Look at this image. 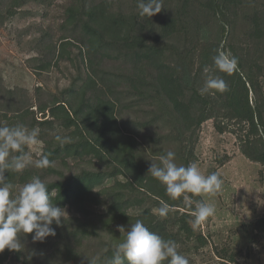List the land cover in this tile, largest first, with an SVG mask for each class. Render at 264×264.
I'll return each mask as SVG.
<instances>
[{
    "label": "trees",
    "instance_id": "trees-1",
    "mask_svg": "<svg viewBox=\"0 0 264 264\" xmlns=\"http://www.w3.org/2000/svg\"><path fill=\"white\" fill-rule=\"evenodd\" d=\"M192 1L178 0L180 5L175 6V16L164 14L151 18L127 16L114 11L113 6L107 2L87 5L85 0H73L66 9V22L75 20L74 23H77L80 19L84 21V47L93 76H87V80L79 88L67 90L63 99L56 98L48 105L38 108L44 117L49 113L51 118L39 123L40 126L59 123L60 128L67 133L65 136L73 139L72 143L63 147L59 144L53 146L45 140L47 146L43 154H50L51 161L62 164H66V160L70 158L96 159L113 167L114 171L107 176L101 172L85 170L79 176L48 183L47 186L53 203L62 208H74L85 217L90 215L88 203L109 202L107 213L97 220V230L115 233L111 227L123 225L127 228L130 222L140 219L150 231L162 236L166 234V224L154 214L153 207L159 208L160 202L165 201L170 206L168 215L174 212L180 214L181 210H186L179 216L182 223L180 231L186 235L185 242L191 241L194 231L187 219L191 217L192 210L185 209L182 198L171 200L166 193V186L148 175V170L151 160L159 163V157L166 155L168 150L175 152L177 165L187 166L192 163L199 139L198 131L207 121H214L219 133H234L240 142L242 153L249 160L264 166V64L257 57L264 44L263 12L255 9L246 15L242 14L245 13L244 7L254 0H207L205 8L202 7L214 18L224 19L219 20L222 22L219 34L226 41L235 37L239 19L252 25L248 32L243 31L240 35L245 37V46L241 43L235 47L231 42L226 46L228 41H224L223 47L238 59V70L227 75L219 72L213 62L218 50L226 51L225 48L221 50V41L215 44L208 40L202 41L201 38L199 47L187 46L182 49L172 44L176 36L189 37L200 33V21L194 17ZM112 47L118 53L117 60H125L123 76L120 75L119 80L107 78L108 81L105 82L95 66H101L112 58ZM205 67L208 68L207 75L219 76L225 80L227 91L200 94L199 90L206 78L203 71ZM96 77L107 87L117 83V88L128 87L129 92L121 97L113 91L108 92L105 98L97 93L93 97L89 96L90 92H97L101 88L97 85ZM150 84L155 87L154 95L149 94ZM151 98L157 99L159 103L161 101L163 108L149 111L150 107L155 110L150 103ZM125 99H130L131 102L125 104ZM120 105L124 111L138 109L143 112L146 108L147 112L143 113L146 112L149 116V122L139 119L140 123L138 121L137 127L131 132L124 121L119 122L116 118ZM31 111L33 112L28 108L27 112L32 113ZM21 115L17 112L11 118L0 109V122L2 126H7L5 123L19 119L23 125L25 117H20ZM163 119L170 120L167 128L159 125ZM153 129L155 132L152 135H156L154 137L158 139L155 144L162 147L160 152L151 147L152 155L158 159L151 158L140 145L146 131ZM47 169L50 172L57 171L54 167ZM27 172L28 170L22 174L5 172V176L14 185L22 186L33 176L32 172ZM120 176L123 181L118 180ZM107 177L116 179L114 187L96 191ZM199 199L202 198L197 197ZM147 200L156 204L148 207ZM85 226L78 228L82 235L89 234V229ZM261 230L264 233V226ZM120 234L121 237L124 235ZM162 237L175 240L178 246L182 242L180 235ZM115 239L112 236L113 245L119 242ZM120 239L122 241L123 238ZM200 240L203 238L200 237ZM112 252L113 248L108 252L107 259L112 256ZM178 252L180 253L179 247ZM10 255H15L18 261L28 262L29 255L22 251L5 249L0 253V264H6ZM67 258L76 259V256L71 252Z\"/></svg>",
    "mask_w": 264,
    "mask_h": 264
},
{
    "label": "rangeland",
    "instance_id": "rangeland-1",
    "mask_svg": "<svg viewBox=\"0 0 264 264\" xmlns=\"http://www.w3.org/2000/svg\"><path fill=\"white\" fill-rule=\"evenodd\" d=\"M85 2L87 5L107 2L116 12L134 17L138 15V0H85ZM192 2L195 8L194 17L200 21V33L189 37L176 36L172 43L174 46L179 49L187 46L199 47L201 38L202 41L208 40L215 44L221 41V50L225 48L224 52L230 55L231 52L223 47L224 41H228L226 46L229 42L235 47L241 43L245 46V37L240 35L243 31H249L252 26L250 23L239 19L235 37L226 41L219 34L222 23L219 20L224 19L214 18L202 8L207 0ZM72 3L73 0H0V109L11 118L20 112L22 114L20 117H25L23 125L29 129L34 128L32 125L40 129V143L31 149L33 162L43 154L47 146L45 140L55 146L58 144L54 139L55 135H67L59 123L40 126L39 123L51 118L49 113L44 117L38 108L48 105L56 98L63 99L67 90L72 87L79 88L84 80H87V76H93L84 47L82 28L84 21L80 19L77 23H74L75 20L66 22V9ZM162 3L163 8L156 15L175 16V6L180 5L178 0H165ZM255 9L264 15V0H254L244 7L245 13L242 14L246 15ZM110 49L112 58L101 66H95L105 82L108 81L107 78L119 80V76H123L122 68L125 64V60H117L116 49L113 47ZM257 57L264 64V44ZM95 80L101 88L97 92H90L89 96L93 97L97 93L105 98L108 92L113 91L121 97L129 92L128 87L117 88V83L107 87L101 84L97 77ZM150 85L149 94L154 95L155 87ZM130 102V99H125V104ZM150 103L155 110L150 107L149 111L163 108L161 101L159 103L157 99L151 98ZM121 107L120 105L117 110L116 118L119 122L124 121L131 132L140 123L139 119L149 122V116L145 114L146 108L143 109L146 111L143 113L144 111L138 109L124 111ZM28 108L33 112H27ZM169 121L163 119L159 125L167 128ZM0 124L3 125L1 122ZM5 124L12 127L21 122L18 119ZM154 130L146 131L140 145L151 158L158 159L151 153V147L156 152L162 150V147L155 144V140L158 139L154 137L156 135H152ZM198 138L193 162L198 164L202 174L219 172L224 181L221 193L214 197H201L215 205V215L194 231L191 241L185 242L186 235L180 231L182 223L179 216L186 210H181L180 214L170 213L166 218H161L156 212L158 208L153 207L154 214L166 224L167 231L162 236L180 235L182 242L179 244V251L189 259V264H264V233L261 230L264 226V166L249 160L242 153L237 136L232 132L219 133L212 120L202 125L198 131ZM55 168L56 172H50L47 168L39 169L30 165L24 172L28 170L27 174L32 172L33 176H39L48 184L79 176L85 170L101 172L107 176L114 171L113 167L89 158H70L66 160V164L56 162ZM118 180L124 179L120 176ZM115 183L114 177H107L96 191L112 188ZM19 187L21 186H16L17 192ZM155 204L154 201L147 200L148 207ZM108 205L109 202L106 201L104 204L88 203L90 215L87 217L74 208L65 207L62 226L53 225L56 227L55 237H48L43 243H33L32 234L21 236L22 252L29 255L30 259L23 262L18 261L15 255H10L6 264H89V259H96V264H104L107 255L109 256L108 252L113 248L112 236L119 242L120 238H123L118 227H111L115 233L103 232L95 227L98 218L107 213ZM185 209L189 208L185 205ZM190 219L192 216L187 219L188 224ZM83 225L89 229V234L82 235L78 232V228ZM200 237L203 238L202 241ZM202 244L204 245L201 246ZM71 252L76 259L67 258Z\"/></svg>",
    "mask_w": 264,
    "mask_h": 264
},
{
    "label": "clouds",
    "instance_id": "clouds-1",
    "mask_svg": "<svg viewBox=\"0 0 264 264\" xmlns=\"http://www.w3.org/2000/svg\"><path fill=\"white\" fill-rule=\"evenodd\" d=\"M137 8L140 17L151 18L161 12L163 3L162 0H138ZM213 62L219 72L227 75L238 70V59L224 51L218 50ZM203 71L206 78L199 90L201 95L227 91L223 78L207 75V67ZM39 134L38 127L0 126V253L5 249L22 251L20 237L28 234H32L33 243H43L48 237H55L56 227L64 222L65 209L52 202V194L39 176H32L18 192L16 185L5 176V172L23 173L30 165L39 169L55 166L48 153L33 162L31 149L40 143ZM54 139L61 147L73 142L72 137L59 134ZM175 156L174 151L168 150L159 157V163L151 160L148 175L166 186L171 200L182 198L192 210L189 224L195 231L215 215L216 209L214 204L193 197L216 196L222 192L224 181L219 172L202 174L196 162L177 165ZM169 211L170 206L165 201H161L156 210L161 218H166ZM118 230L124 234L123 239L113 245L112 256L105 264H189V259L178 252L175 240L164 239L150 231L140 219L130 222L127 228L118 226ZM89 264H96V259H89Z\"/></svg>",
    "mask_w": 264,
    "mask_h": 264
}]
</instances>
